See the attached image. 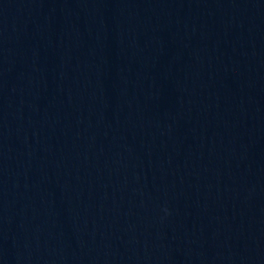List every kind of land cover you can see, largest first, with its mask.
<instances>
[{
	"label": "water",
	"instance_id": "water-1",
	"mask_svg": "<svg viewBox=\"0 0 264 264\" xmlns=\"http://www.w3.org/2000/svg\"><path fill=\"white\" fill-rule=\"evenodd\" d=\"M264 258V0H0V264Z\"/></svg>",
	"mask_w": 264,
	"mask_h": 264
}]
</instances>
